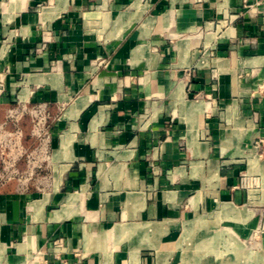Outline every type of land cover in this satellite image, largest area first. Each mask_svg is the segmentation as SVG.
Segmentation results:
<instances>
[{
  "label": "crops",
  "instance_id": "obj_1",
  "mask_svg": "<svg viewBox=\"0 0 264 264\" xmlns=\"http://www.w3.org/2000/svg\"><path fill=\"white\" fill-rule=\"evenodd\" d=\"M12 140L0 264H264V0H0Z\"/></svg>",
  "mask_w": 264,
  "mask_h": 264
},
{
  "label": "built area",
  "instance_id": "obj_2",
  "mask_svg": "<svg viewBox=\"0 0 264 264\" xmlns=\"http://www.w3.org/2000/svg\"><path fill=\"white\" fill-rule=\"evenodd\" d=\"M196 2H200V0H195ZM244 2H248V0H244ZM37 120L33 123V131L35 134L39 135L43 131V118L39 117L40 112L36 111ZM41 144V143H40ZM0 158L1 162L3 164L2 171L0 173V184L10 181V180H17V181H23L25 179V176L23 174H20L13 166V159H12V153L14 150L18 151V147L16 146V143L14 140L12 141H0ZM7 151V152H6ZM35 152H30L26 154V159L28 161V164H32V162L35 161L37 155ZM30 175V174H29Z\"/></svg>",
  "mask_w": 264,
  "mask_h": 264
},
{
  "label": "rangeland",
  "instance_id": "obj_3",
  "mask_svg": "<svg viewBox=\"0 0 264 264\" xmlns=\"http://www.w3.org/2000/svg\"><path fill=\"white\" fill-rule=\"evenodd\" d=\"M257 238H258V235H257V232H256L255 235L251 239L253 241V240H256Z\"/></svg>",
  "mask_w": 264,
  "mask_h": 264
}]
</instances>
